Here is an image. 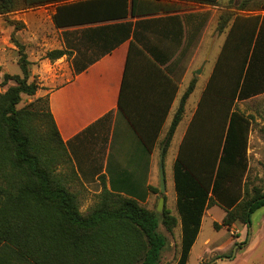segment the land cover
<instances>
[{"label":"trees","instance_id":"trees-1","mask_svg":"<svg viewBox=\"0 0 264 264\" xmlns=\"http://www.w3.org/2000/svg\"><path fill=\"white\" fill-rule=\"evenodd\" d=\"M46 4L55 5L53 25L73 31L74 60L92 53L87 61L73 63L76 72L129 35L128 21L96 23L161 10L155 0H0V15L15 31L23 23L7 17L8 13ZM259 7L264 9V1ZM224 30V43L173 162L177 216L163 209L160 219L134 194L104 186L93 205L80 211L77 192L68 187L69 173L59 170L60 165L69 166L70 157L51 113L48 92L19 106L21 95H34L39 85L28 80L30 61L24 44L11 33L21 73L4 72L1 80L14 84L0 91V264H160L166 237L158 229L159 220L168 231L179 222L174 264H186L207 207L217 204L225 210L214 227L235 221L250 225V212L264 205V190L253 188L254 193L244 197L251 121L235 102L264 91V13L222 14L215 31ZM72 50L66 45L44 56L56 59ZM134 50L155 63L133 42L128 60ZM195 82L191 78L179 98L163 139L164 151ZM260 131L264 135V125ZM150 189L158 192L157 187Z\"/></svg>","mask_w":264,"mask_h":264},{"label":"crops","instance_id":"crops-1","mask_svg":"<svg viewBox=\"0 0 264 264\" xmlns=\"http://www.w3.org/2000/svg\"><path fill=\"white\" fill-rule=\"evenodd\" d=\"M155 1L161 7L157 12L128 15L117 21L96 23L98 25L128 21L129 35L80 71H74L72 63L70 77L47 91L51 113L70 157L69 166H63V169L59 170L69 173L68 186L74 183L71 187H78L69 188L71 191L99 193L103 186L126 194H136L145 190V196L141 199L132 195L141 203H145L150 194H153L151 187H157L159 191V179L156 174L159 158L160 155L164 156L172 143L190 94L165 151L163 139L179 98L185 90L184 88L180 93L184 76L208 29L209 10L212 8L218 11V7L216 4L192 0ZM4 16L0 15L2 75L4 72L10 73L7 68L8 62H16L15 46L11 41L14 27L7 23ZM221 33H224V38L203 88L225 40L226 32ZM132 42L144 50L156 64L141 56L136 50L131 53L128 60ZM65 46L64 42L63 47ZM211 48L212 44L205 56V62ZM147 50H151L156 59ZM75 54L76 50L73 56ZM187 57V67L183 69ZM85 61H79L77 65ZM245 100H254L255 107L250 110L254 117L258 116V112L264 111V91L239 101ZM192 115L193 113L176 142L174 159ZM246 115L251 121L253 116ZM251 126L252 121L249 135ZM174 197L176 204V193ZM169 212L176 215V205L174 210ZM207 241L206 238L204 243Z\"/></svg>","mask_w":264,"mask_h":264},{"label":"rangeland","instance_id":"rangeland-1","mask_svg":"<svg viewBox=\"0 0 264 264\" xmlns=\"http://www.w3.org/2000/svg\"><path fill=\"white\" fill-rule=\"evenodd\" d=\"M263 1L264 0H218L216 4L218 11L212 8L209 10L210 20L208 29L200 47L194 55L192 64L184 76L180 86V93L186 88L188 81L192 77H195L197 82L187 99L185 112L176 128L172 143L162 157L165 190L163 192L158 191L152 195L150 194L149 199L145 203H142L146 207L156 211L158 198L160 195H163L164 202L162 210L156 211L159 219L163 209L172 211L175 208L172 164L176 142L179 140L186 122L196 107L197 99L222 44L224 33H218V35H216L217 32L215 31L218 17L222 14H231L232 17L235 14H263L264 9H260L259 7L260 3ZM54 6V4H46L17 9L6 15L9 18L21 20L23 23V26L14 31V36L19 42L24 44L27 58L30 61L28 65V80H33L39 85L34 95H21L19 106L30 102L38 96H44L51 87L58 85L66 78L70 77L72 63L85 61L87 57L92 56V53L88 52L86 55H81L79 58L77 57V60L75 59L76 61L74 60L73 53L76 49L73 44L74 33H72L73 31H62L53 25L51 14L54 10ZM216 6L215 9L217 10ZM230 21H228V24ZM224 32L226 31L224 30ZM64 42L66 45L73 48L69 55L64 54L56 59H49L44 56L45 52L50 49L62 48ZM211 44L212 48L205 62V56ZM13 45L15 46L14 43ZM14 53L17 59L16 46ZM185 62L186 64L183 66V69L187 67L188 57L185 58ZM7 68L10 73H21L20 67L15 61L8 62ZM2 78V73H0V91H4L9 85L14 84L13 80H7V82L1 83ZM235 106L237 109L243 111L244 114L246 113L253 116L251 120L252 130L249 135V147L247 150L248 167L243 177L245 188L244 197L248 198L254 193L252 190L253 188L264 190V135L260 131V126L264 125V111L258 112V116L254 117L250 111L255 107L254 100H238ZM59 169L62 170L63 166L60 165ZM156 174L157 179H159L158 169ZM72 184L74 183L69 184L68 187L73 189L78 188L71 187ZM145 193V190H141L134 195L141 199L145 196ZM77 195L79 209L85 212L96 201L98 193H86L81 191L77 192ZM224 214V208L221 206L211 205L206 208L201 218L199 232L190 249L186 264H264V205H260L250 212L249 227L240 221H235L229 226L220 225L219 227H214L213 223H220ZM158 229L166 237V244L161 250L160 264H174L178 257L180 245L179 222L172 231H168L161 223V220H159ZM206 238L208 241L205 244L204 240ZM242 241L245 242L238 245Z\"/></svg>","mask_w":264,"mask_h":264},{"label":"water","instance_id":"water-1","mask_svg":"<svg viewBox=\"0 0 264 264\" xmlns=\"http://www.w3.org/2000/svg\"><path fill=\"white\" fill-rule=\"evenodd\" d=\"M198 72V71H197ZM158 174H159V191L163 192L165 190V178L163 172V165H162V155L159 158V165H158ZM164 197L160 195L158 198L156 211H161L163 207Z\"/></svg>","mask_w":264,"mask_h":264}]
</instances>
